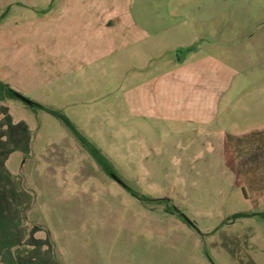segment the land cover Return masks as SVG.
Here are the masks:
<instances>
[{
	"label": "rangeland",
	"instance_id": "obj_1",
	"mask_svg": "<svg viewBox=\"0 0 264 264\" xmlns=\"http://www.w3.org/2000/svg\"><path fill=\"white\" fill-rule=\"evenodd\" d=\"M8 1L22 3L0 0V21L29 20L39 11L23 4L7 8ZM23 1L33 6L44 2ZM186 1L210 7L202 17H217L220 64L242 69L234 74L229 94L237 110L244 103L252 115L246 130H235L250 146L229 153L223 146H209L213 137L184 132L170 122L147 125L132 116L131 88L149 74L140 71L139 77L132 71L145 56L128 43L74 70L72 59L59 58L56 82L25 97L45 101L50 105L38 104L67 116L108 159L111 172L100 167L59 118L6 99L24 106L37 122L32 132L26 127L33 141L20 170L31 199L23 200L22 264H264V217L229 216L264 213V119L253 120L264 111V0ZM48 2L45 13L53 11L57 0ZM170 44L161 42L154 52L164 53ZM155 45L146 40L139 46L151 50ZM168 58L175 61L174 54ZM246 172L257 175L261 184L249 202L239 187ZM246 188L252 191L253 186Z\"/></svg>",
	"mask_w": 264,
	"mask_h": 264
},
{
	"label": "crops",
	"instance_id": "obj_2",
	"mask_svg": "<svg viewBox=\"0 0 264 264\" xmlns=\"http://www.w3.org/2000/svg\"><path fill=\"white\" fill-rule=\"evenodd\" d=\"M48 1L38 6L23 0L14 2L15 7L23 4L39 11L29 20L7 17L0 21L1 83L31 96L56 82L59 58L72 59L74 70L75 65L87 66L86 60L106 57L117 47L125 49L128 43L145 56L132 71L139 77L140 71L143 76L149 74L148 78L141 76L143 79L136 80L131 88L132 116L146 120L147 125L170 122V126L177 125L184 132L189 129L213 137L215 141L209 146H223L229 153L242 152L250 146L249 139L235 130H246L252 115H247L244 103L238 114V103L229 94L234 91V74L242 69L220 64L215 38L217 17L211 13L209 18L202 17L209 6L198 2L196 7L186 0H57L53 11L45 13ZM14 4L8 1L4 6ZM152 8H157V13L153 14ZM146 40L156 45L151 50L140 48ZM48 41V51L42 53ZM161 42L171 43L163 50L168 56L154 52ZM193 46L196 49L188 51ZM47 52L51 53L46 56ZM170 54H174L175 61L168 58ZM43 57L51 60L43 61ZM154 64L161 67L150 72ZM255 115L253 120L264 119V111ZM35 123L34 115L18 102L0 101V264H22V216L26 225L23 200L31 199L23 187L20 170L22 157L31 153L33 141L26 127L32 132ZM246 164L250 167L251 163L248 160ZM250 184L252 191L246 188ZM259 185L257 175H243L239 187L245 202L259 195ZM243 213L254 214L238 211L229 216Z\"/></svg>",
	"mask_w": 264,
	"mask_h": 264
},
{
	"label": "trees",
	"instance_id": "obj_3",
	"mask_svg": "<svg viewBox=\"0 0 264 264\" xmlns=\"http://www.w3.org/2000/svg\"><path fill=\"white\" fill-rule=\"evenodd\" d=\"M196 49V46H193L189 48L188 51H194ZM15 91L10 88L7 84L0 82V101H4L6 99H17L14 95ZM34 109H40L42 111L47 112L48 114L59 118L69 129L70 133L77 139V141L81 144V146L90 154V156L100 165V167L105 172H111V164L108 161V159L101 153V151L92 144L76 127V125L64 114H62L59 111H55L53 109L46 108L36 102L33 101V104L31 105ZM127 187V186H126ZM128 191L132 196L139 197V194H137L134 190H131V188L127 187ZM142 201L146 202L148 201L147 198H140ZM152 201V200H151ZM166 201V200H165ZM164 202V200H163ZM261 216L264 217V214H253V216ZM249 214H242L234 216V218H240V217H249Z\"/></svg>",
	"mask_w": 264,
	"mask_h": 264
},
{
	"label": "water",
	"instance_id": "obj_4",
	"mask_svg": "<svg viewBox=\"0 0 264 264\" xmlns=\"http://www.w3.org/2000/svg\"><path fill=\"white\" fill-rule=\"evenodd\" d=\"M15 97L19 100H21L22 102L26 103L27 105L31 106L33 104V101L26 98L24 95H22L21 93L15 92L14 93ZM117 181L120 183V180L117 179Z\"/></svg>",
	"mask_w": 264,
	"mask_h": 264
}]
</instances>
